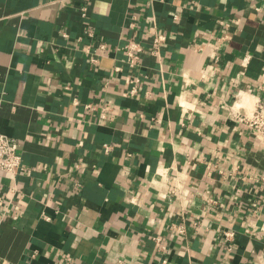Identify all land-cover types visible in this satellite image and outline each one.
I'll return each mask as SVG.
<instances>
[{
	"label": "crops",
	"instance_id": "1",
	"mask_svg": "<svg viewBox=\"0 0 264 264\" xmlns=\"http://www.w3.org/2000/svg\"><path fill=\"white\" fill-rule=\"evenodd\" d=\"M262 98L264 0H0V264H264Z\"/></svg>",
	"mask_w": 264,
	"mask_h": 264
},
{
	"label": "built area",
	"instance_id": "2",
	"mask_svg": "<svg viewBox=\"0 0 264 264\" xmlns=\"http://www.w3.org/2000/svg\"><path fill=\"white\" fill-rule=\"evenodd\" d=\"M83 15H86V8H83ZM89 35L93 36L92 32ZM165 40L164 35L157 34L154 39L153 53L157 54L161 43ZM105 41H100L99 49L105 50ZM126 55L125 63L132 69H137L140 65V53L143 51V46L134 39H127L125 45L122 48ZM89 52L91 47L89 46ZM91 61H97L94 57H91ZM121 68L116 67L115 70L119 71ZM129 82H132L131 78H128ZM138 81V79H136ZM136 89H133L134 93ZM126 94V93H125ZM90 104L86 105V109H93ZM241 121L246 122L251 126L258 137L264 138V98L257 100L254 108L250 114H244L240 117ZM108 148V147H107ZM25 170L22 162V155L19 151L18 142L15 137H12L6 133L0 132V173H13L17 174ZM175 228L182 234H185L187 229L184 224L174 225ZM228 235V233H227Z\"/></svg>",
	"mask_w": 264,
	"mask_h": 264
}]
</instances>
